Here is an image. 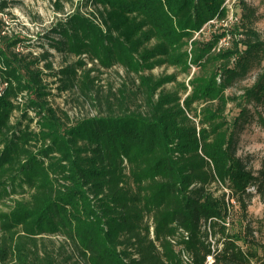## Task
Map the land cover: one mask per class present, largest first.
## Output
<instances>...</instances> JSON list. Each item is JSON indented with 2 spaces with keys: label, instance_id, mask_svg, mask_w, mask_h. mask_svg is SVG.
I'll return each instance as SVG.
<instances>
[{
  "label": "trees",
  "instance_id": "trees-1",
  "mask_svg": "<svg viewBox=\"0 0 264 264\" xmlns=\"http://www.w3.org/2000/svg\"><path fill=\"white\" fill-rule=\"evenodd\" d=\"M226 1L83 0L39 52L0 17V264H264V216L249 211L264 157L239 154L248 125L264 130L256 9L237 0L232 29L196 36L228 21ZM52 49L76 60L56 69ZM165 65L197 70L154 73ZM117 66L132 84L104 91L96 72ZM74 90L94 113L57 102Z\"/></svg>",
  "mask_w": 264,
  "mask_h": 264
},
{
  "label": "rangeland",
  "instance_id": "rangeland-1",
  "mask_svg": "<svg viewBox=\"0 0 264 264\" xmlns=\"http://www.w3.org/2000/svg\"><path fill=\"white\" fill-rule=\"evenodd\" d=\"M56 0H13L9 3L4 13L0 12L7 26V30H14L17 33H21L28 38H31V45L29 48L42 50V42H46L48 46L49 35H58L53 32V28L60 19H65L71 14L76 7L81 6L80 2L83 0H74L73 2H65L64 9L58 10L55 5ZM237 0H227V5L230 8V14L228 21L223 20L221 23L207 24L201 31L196 33L202 40H208L212 37L213 32L218 31L221 28V24L226 25V28L232 29V26L238 22L240 17V4H237ZM256 9V19L254 22L255 29L264 38V0H243ZM239 2V0H238ZM82 7V6H81ZM82 7V10H85ZM240 14V15H239ZM214 22V21H211ZM228 33L219 42L218 47L228 46L231 41V36ZM25 45H22V48ZM26 48V47H25ZM24 49V48H23ZM54 56L56 69L62 68L64 65L74 62L75 56L67 54L65 52H57L52 49ZM91 64H89L90 66ZM196 68V69H195ZM197 70V67L192 68L191 74L181 73V70L173 66H162L154 70L155 74L162 73H179V79L189 82L193 72ZM258 69L252 71L248 77L228 90V94L240 95L243 93L244 88L250 86L256 79ZM99 76V85L103 87L104 91L110 90L113 86H120L122 82H128L132 84L131 80L134 75H127L123 67L117 66L109 70H102L96 72ZM52 80V79H50ZM56 86V85H55ZM57 92V90H55ZM57 102L70 111L72 115L90 114L94 113L95 109L91 101L81 95L77 90L64 92L63 95L57 97ZM228 113L235 115L238 113V109L233 102L228 105ZM239 154L244 157H250L252 159L253 166L258 169L261 166V159L264 157V130L255 122L248 125L242 132L239 142ZM7 209L6 206L0 204V208ZM250 218L254 220L256 227L259 221L264 216V201L260 196H255L252 199V203L249 207Z\"/></svg>",
  "mask_w": 264,
  "mask_h": 264
},
{
  "label": "built area",
  "instance_id": "built-area-1",
  "mask_svg": "<svg viewBox=\"0 0 264 264\" xmlns=\"http://www.w3.org/2000/svg\"><path fill=\"white\" fill-rule=\"evenodd\" d=\"M186 262L189 263L191 261V259L186 255L185 256ZM209 260H212V257H209Z\"/></svg>",
  "mask_w": 264,
  "mask_h": 264
}]
</instances>
